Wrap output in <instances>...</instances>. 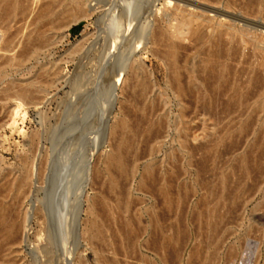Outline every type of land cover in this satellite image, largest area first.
I'll return each instance as SVG.
<instances>
[{"label": "rangeland", "instance_id": "1", "mask_svg": "<svg viewBox=\"0 0 264 264\" xmlns=\"http://www.w3.org/2000/svg\"><path fill=\"white\" fill-rule=\"evenodd\" d=\"M64 1L0 0L40 46L0 73V264H264V0H191L208 11L196 7L177 38L175 21L154 26L147 11L119 22L103 4L73 7L40 37L36 14ZM111 23L120 29L100 44ZM89 48L123 70L119 82L95 77ZM133 63L144 71L125 81Z\"/></svg>", "mask_w": 264, "mask_h": 264}, {"label": "bare ground", "instance_id": "2", "mask_svg": "<svg viewBox=\"0 0 264 264\" xmlns=\"http://www.w3.org/2000/svg\"><path fill=\"white\" fill-rule=\"evenodd\" d=\"M37 1L38 0H31V3L35 4ZM65 1L62 2L58 8H56V7L54 8V7H51V5H47L38 11V13L35 16L34 22H35V24L41 25L40 27H37L38 34L40 37H41L42 32H43V34H45V32L48 33L49 31H52V30L60 27V23L62 21H64L66 18H70L72 16V13H73V9H72L73 7H78L80 9H82L83 11H86L87 8H91V10H94L95 7H97L99 4H103V8H105V10L103 11L104 16L107 18H110L111 16H113V17L115 16L116 18H114V20L115 19L118 21L120 20L121 22H123L126 18L131 16V12L134 13V15H136V14L140 15L139 12L141 10H143L145 12L147 11L149 14V16L147 15V17L150 18V24H152L154 26L159 25L161 20L164 18H169L171 22L175 21L177 23V24L173 23V25H171L170 35L172 36V38H177L178 34L180 36L179 31L181 30V28L192 27V25H194L197 22V20L200 18L198 16H195L194 12H193L196 7H200V6L197 5L196 3L192 2L191 0H101V2L99 0H71L69 4L66 3ZM93 2L94 3L96 2V3L94 5H92ZM109 4H112V7L107 8L109 6ZM158 5H162L161 11L160 10L155 11V9ZM134 6H136V7H134ZM99 8L101 9L102 7H99ZM200 8H203L204 10L208 11L207 8H204V7H200ZM10 9H11V6L10 7L7 6V7H5L4 10H1L2 12H0L2 15V16L0 15V20L3 23L7 22L6 24H8V25L11 24L12 22L14 23V25L10 27V28H13L11 39L10 40L5 39L3 41L4 45L2 43L3 46L2 47L0 46V73L1 74L3 73L2 76H5L4 71L8 67H11V68H22V67H24L28 63V61L34 56V54L40 49V46H37V47L34 46V44H33L34 39L32 38L31 33H28L26 31V26H23L22 28H20V27L15 25L16 17H12V15L14 14V10L12 11ZM133 9H135V10L133 11ZM117 10H124V14L117 12ZM142 12H141V15H142ZM146 14L144 15L145 20H146ZM32 15H33V13H32ZM132 18H134V17H132ZM132 18H131V20L134 21ZM137 18H138V15H137ZM149 18H147V19H149ZM78 19L79 18H75V20H72L71 22L75 23V22H77ZM109 20L112 22L113 19L112 20L109 19ZM145 20L143 21V19H142L143 22H145ZM125 21H127V20H125ZM109 22L107 21L105 24H108ZM146 22H147V20H146ZM129 23H132V22H129ZM137 23H136V26H137ZM6 24H5V26H7ZM119 24H122V23H119ZM124 24H125V22L123 23V25ZM1 25H2V23H1ZM110 25H112V26L109 29H107V28L105 29L106 34L104 33V36L102 37V41L99 42L100 44L102 42H106L108 39H110L112 37L115 38V36L117 34L115 26H117L118 24L113 25L111 23ZM119 26H117V27H119ZM139 27H141V26H139ZM142 27L143 28L141 29V31L139 30L140 28L138 29L140 31V33H138V34H141L140 36L142 39H144L143 41H145V40L146 41L147 40L153 41L155 36H156L155 33L152 30H149L144 25ZM2 29L6 30L7 28L6 27L4 28V25H3ZM119 29H120V27H119ZM6 32H4V33H6ZM0 34H1V30H0ZM184 36H186V35H184ZM137 37H139V36H137ZM137 37L135 38V43L137 42L136 41ZM183 38H181V39H183ZM0 39H1V37H0ZM13 45H14V50L17 48H22L24 51L21 55L15 56V58H12V55L10 53ZM92 45H94V44H92ZM135 46H137V45H135ZM138 46H139V43H138ZM99 47L102 48L104 46L99 45ZM98 48H96V49H90L89 48L86 50L80 49L82 51L81 56L83 58H87L88 61L95 60V62L98 64L97 73L95 72L96 78H98L100 80L103 78V80H107L108 82H113V83L119 82L121 80L120 77L122 75V73H120V71L122 72L123 70L118 69L119 67L114 69V70L104 69V67L102 66L103 62H102L101 53L99 52ZM14 53H16V52H14ZM15 55H17V54H15ZM122 55H125L122 58V62L127 65V63L129 62V57L127 56L126 53L122 54ZM257 66H258L257 76H255V77H256V81L259 84V93H262V91H264V52L260 55V57L258 59ZM141 71H144V68L142 67V65L138 66L135 63H133L130 66L129 74H128L127 78L125 79V81H132V80L138 78L140 76ZM174 89H175L176 93L181 94L182 91H181L180 87H176ZM9 91H10V88L8 87L7 89L4 90V92H5L4 94L7 96ZM105 92H103V93H105ZM9 93H12V91ZM93 93L94 92H92L90 95H92ZM97 93H99V94L101 93L100 89L96 90V94ZM16 96L19 99H23V97H24L23 93H18V95H16ZM94 103H95V101H94ZM261 107H263V106H261ZM103 125L105 127L106 123H104ZM116 163L120 169H123V163L120 160H118ZM28 166L26 168H28ZM112 166L113 165L111 163H107L106 164V170L109 171ZM29 168H30V166H29ZM29 168L25 171V173L21 177V180L19 181V184H18L19 185L18 186L19 191H21V190L25 191L26 187L29 184V181H30ZM3 182H4V187H6V188L10 187L11 184H10V181L8 179V176H7V178L6 177L3 178ZM141 185L145 186V181H141ZM18 194H19V192H18ZM25 194H27V193H25ZM6 208L7 207H6L5 202L0 201V222L3 224H7L6 223V221H7L6 220V214H7ZM80 215L81 214H79L77 219H76V225L79 223ZM46 252L50 253L49 250H47Z\"/></svg>", "mask_w": 264, "mask_h": 264}, {"label": "trees", "instance_id": "3", "mask_svg": "<svg viewBox=\"0 0 264 264\" xmlns=\"http://www.w3.org/2000/svg\"><path fill=\"white\" fill-rule=\"evenodd\" d=\"M80 26H81V24L78 25V27H80Z\"/></svg>", "mask_w": 264, "mask_h": 264}]
</instances>
